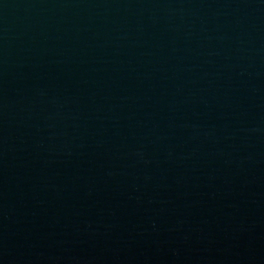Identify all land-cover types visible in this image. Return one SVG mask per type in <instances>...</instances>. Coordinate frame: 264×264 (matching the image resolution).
<instances>
[{
    "label": "water",
    "instance_id": "water-1",
    "mask_svg": "<svg viewBox=\"0 0 264 264\" xmlns=\"http://www.w3.org/2000/svg\"><path fill=\"white\" fill-rule=\"evenodd\" d=\"M0 264H264V0H0Z\"/></svg>",
    "mask_w": 264,
    "mask_h": 264
}]
</instances>
